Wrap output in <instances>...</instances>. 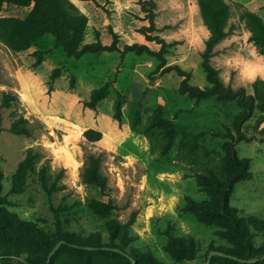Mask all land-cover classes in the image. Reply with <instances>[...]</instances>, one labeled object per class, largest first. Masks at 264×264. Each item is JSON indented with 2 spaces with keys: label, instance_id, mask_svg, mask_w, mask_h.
<instances>
[{
  "label": "rangeland",
  "instance_id": "1",
  "mask_svg": "<svg viewBox=\"0 0 264 264\" xmlns=\"http://www.w3.org/2000/svg\"><path fill=\"white\" fill-rule=\"evenodd\" d=\"M141 1L146 0H94L77 7L86 18L79 47L110 46L115 33L118 51L76 59L56 46L49 34L21 52L0 42V174L2 195L8 201L3 207L23 242L19 254L0 252V264H44L40 240L52 246L61 239L70 244L77 239L108 243L107 223L127 225L131 220L126 251L141 264L147 263L148 255L161 264H204L209 243L243 253L235 242L221 237V222L202 220L185 208L188 199L220 204L219 194L203 182L227 183L231 178L222 135L240 112L235 100L197 101L179 94L183 77L164 70L176 65L190 74V85L209 86L201 65L209 31L197 0H155L156 31L149 34L169 44L163 64L156 56L123 52L135 43L160 49L141 33L150 25ZM224 1L229 7L227 35L214 47L210 64L225 87H244L252 95L251 84L264 76L250 77L247 70H264V55L250 40L244 11L256 13L264 22V0ZM32 5L3 4L0 18L23 20ZM13 126L20 132H10ZM242 129L247 138L235 145V151L239 161H247L248 175L234 184L228 204L260 252L264 111L257 100ZM86 130L98 139L89 140ZM29 151L32 160L22 175L23 191L12 194V176ZM90 153L102 160L104 189L80 177ZM42 169L63 188L49 195L39 182ZM94 201L109 204L110 213L96 212ZM169 234L194 237L204 245L195 258L175 260L164 250ZM58 248L50 264H82V249ZM121 261L116 255L92 253V264ZM214 264L233 263L221 257Z\"/></svg>",
  "mask_w": 264,
  "mask_h": 264
},
{
  "label": "trees",
  "instance_id": "2",
  "mask_svg": "<svg viewBox=\"0 0 264 264\" xmlns=\"http://www.w3.org/2000/svg\"><path fill=\"white\" fill-rule=\"evenodd\" d=\"M141 2L142 10L147 14L150 24L147 27H143L141 33L147 41H155L159 44L160 49L158 51H153L144 44L135 43L132 45H126L123 52H135L136 54L145 53L156 56L160 63L163 64L164 54L167 53L169 44L165 39L159 37V35L149 34L150 32L156 31L154 27V9L156 2L155 0ZM197 3L200 8L204 25L209 31V37L205 42V49L202 54L203 60L201 63L209 86L202 89L190 85L188 83L190 74L176 65L168 66L164 70L166 72L175 71L178 76L183 77L178 88L179 94L187 95L197 101L211 97L223 101L235 100L240 107V112L236 115L232 128L227 127L225 133L222 135L226 139L225 151L227 161L230 168L233 170L231 178L227 183H222L219 180L203 182L208 189L219 194L221 197L220 204H201L188 199L185 208L194 212L202 220L207 219L221 222L223 224V229L219 231L221 237L235 242L243 252L242 254H238L231 249L215 248L213 243H209L205 252L204 264L211 250L220 251L227 255H232L245 260L260 259L253 263H242L228 257H222V259L232 262L233 264L264 263V250L260 252L255 250L249 230L242 225L235 211L228 204V199L234 184L248 175L246 170L247 161H239L236 156L235 145L247 138L242 126L252 115L255 100H257L258 104L264 111V80L257 79L251 84L253 89L252 95L247 94L244 87L233 89L231 87H225L222 84L217 70L210 64V58L214 54V47L227 35L225 26L228 19L229 7L224 0H197ZM3 4H16L20 6L33 4L31 11L23 20L16 21L9 18H0V42L15 52L23 51L27 46L35 43L46 34H49L54 38L56 46L61 47L68 57L76 59L87 53L93 54L119 50L116 46L117 35L115 33H112L113 42L110 46L90 43L83 47H79L85 28L86 18L79 13L78 8L69 0H0V11ZM244 18L250 32V40L256 46L258 53L264 55L263 20L256 13L247 10L244 11ZM99 91H105V87L100 88ZM2 131L3 129H0V133ZM10 132L19 133L20 129L13 126L10 128ZM90 132L92 131L86 130L85 136L89 140H97L98 138H93L90 135ZM197 138L198 135L193 136V142H195ZM31 160L32 153L29 151L21 162L18 170L12 176L11 187L9 190L10 193L19 194L23 191L24 181L22 175L24 170L29 168ZM101 164L102 160L99 156L91 153L87 154L80 174L82 181L86 184H93L104 189L107 184V179L101 171ZM39 182L41 187L49 195L63 188L58 180H51L43 169L40 171ZM7 203L8 201L6 200V197L2 195L0 174V252L10 253L15 251L19 254L23 244L22 233L16 228H12L11 218L3 207ZM92 208L102 216H106L110 213L112 207L109 204L94 201ZM132 222L133 220L128 222L127 225H120L117 221L108 222L106 225L109 234L108 243L98 241L96 244H92L88 240L77 239L70 244L66 240L61 239L59 241H62L63 243L60 245V249H82L84 252L82 264H92V253L95 251L119 256L122 260L120 264H132V261L134 262L133 264H141L134 253L126 251V246L128 244L127 240L132 232L130 229ZM203 242L204 241L195 239L194 237L177 238L174 235L169 234L168 242L165 245L164 250L175 260L193 259L197 256L204 245ZM40 243L45 251L42 256L44 264H50V261L56 252L50 257L48 262L47 258L54 246L42 240H40ZM114 248L119 249L121 252L111 250ZM216 258H221V256H212L210 264H214ZM146 264L161 263L156 262L152 255H148Z\"/></svg>",
  "mask_w": 264,
  "mask_h": 264
},
{
  "label": "water",
  "instance_id": "3",
  "mask_svg": "<svg viewBox=\"0 0 264 264\" xmlns=\"http://www.w3.org/2000/svg\"><path fill=\"white\" fill-rule=\"evenodd\" d=\"M62 243H63L62 241H59V242L53 247V249L51 250L50 254L48 255L47 262L50 260V257L54 254V252L58 249V247H59ZM111 250H113V251H115V252H121L119 249H115V248H114V249H111ZM214 255H216V256H221V257H228V258H231V259H233V260H237V261L242 262V263H253V262H256V261L260 260V259H249V260H245V259H241V258H239V257H235V256H232V255H227V254H225V253H223V252H220V251L211 250V251L209 252V254H208V258H207L205 264H210V260H211L212 256H214ZM263 257H264V255H263ZM263 257H262V258H263ZM133 263H134V262L132 261V264H133Z\"/></svg>",
  "mask_w": 264,
  "mask_h": 264
},
{
  "label": "bare ground",
  "instance_id": "4",
  "mask_svg": "<svg viewBox=\"0 0 264 264\" xmlns=\"http://www.w3.org/2000/svg\"><path fill=\"white\" fill-rule=\"evenodd\" d=\"M259 74L264 76V70H247V75L250 77L259 75Z\"/></svg>",
  "mask_w": 264,
  "mask_h": 264
},
{
  "label": "crops",
  "instance_id": "5",
  "mask_svg": "<svg viewBox=\"0 0 264 264\" xmlns=\"http://www.w3.org/2000/svg\"><path fill=\"white\" fill-rule=\"evenodd\" d=\"M71 3H73L76 7L78 6H83L84 3H88V2H91V1H81V0H69Z\"/></svg>",
  "mask_w": 264,
  "mask_h": 264
}]
</instances>
